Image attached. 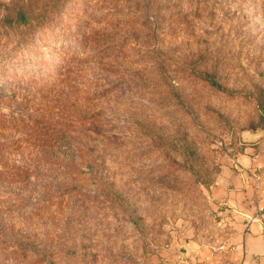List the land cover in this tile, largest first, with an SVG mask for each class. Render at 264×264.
<instances>
[{
    "label": "rangeland",
    "instance_id": "obj_1",
    "mask_svg": "<svg viewBox=\"0 0 264 264\" xmlns=\"http://www.w3.org/2000/svg\"><path fill=\"white\" fill-rule=\"evenodd\" d=\"M241 155L264 215V0H0V264H234Z\"/></svg>",
    "mask_w": 264,
    "mask_h": 264
},
{
    "label": "crops",
    "instance_id": "obj_2",
    "mask_svg": "<svg viewBox=\"0 0 264 264\" xmlns=\"http://www.w3.org/2000/svg\"><path fill=\"white\" fill-rule=\"evenodd\" d=\"M228 157L210 187L222 221L230 226L234 264H264V221L255 197L256 157ZM241 165V167L238 165Z\"/></svg>",
    "mask_w": 264,
    "mask_h": 264
},
{
    "label": "trees",
    "instance_id": "obj_3",
    "mask_svg": "<svg viewBox=\"0 0 264 264\" xmlns=\"http://www.w3.org/2000/svg\"><path fill=\"white\" fill-rule=\"evenodd\" d=\"M22 17V19H24V16H21ZM211 84H213V85H217V84H215L214 82H211ZM220 172V171H219ZM215 183V182H214Z\"/></svg>",
    "mask_w": 264,
    "mask_h": 264
},
{
    "label": "built area",
    "instance_id": "obj_4",
    "mask_svg": "<svg viewBox=\"0 0 264 264\" xmlns=\"http://www.w3.org/2000/svg\"><path fill=\"white\" fill-rule=\"evenodd\" d=\"M234 160H236V158H233Z\"/></svg>",
    "mask_w": 264,
    "mask_h": 264
}]
</instances>
